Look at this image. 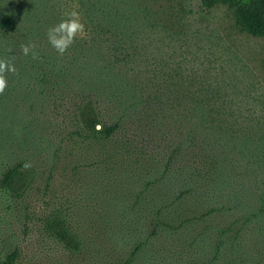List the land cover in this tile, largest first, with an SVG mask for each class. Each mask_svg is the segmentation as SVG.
<instances>
[{
    "label": "rangeland",
    "instance_id": "1",
    "mask_svg": "<svg viewBox=\"0 0 264 264\" xmlns=\"http://www.w3.org/2000/svg\"><path fill=\"white\" fill-rule=\"evenodd\" d=\"M72 11L84 31L61 54L48 32ZM5 15L16 28L0 29V58L16 71L6 73L8 87L0 94V180L21 166L28 183L18 194L0 183V264L16 248L17 264L127 260L151 231L156 190L147 192L148 183L186 132L195 93L220 106L219 117L235 132L264 139V37L242 30L228 4L0 0V19ZM103 69L122 72L120 84L136 86L140 104L108 140L78 133L79 107ZM107 86L115 111L119 86L115 80ZM121 100L129 104L123 94ZM188 158L186 153L183 164ZM55 217L79 238L80 251L46 230ZM232 219L227 211L212 217L216 226ZM199 231L205 245L208 232ZM262 241L250 233L245 246L254 255Z\"/></svg>",
    "mask_w": 264,
    "mask_h": 264
},
{
    "label": "trees",
    "instance_id": "2",
    "mask_svg": "<svg viewBox=\"0 0 264 264\" xmlns=\"http://www.w3.org/2000/svg\"><path fill=\"white\" fill-rule=\"evenodd\" d=\"M201 1L207 8L228 4L235 9L242 30L264 37V0ZM15 28L11 15L0 19L4 32L10 33ZM95 74L98 84L78 110V133L108 140L139 109V95L135 94L136 86L120 84L125 76L122 72L103 69ZM114 80L119 86V106L111 111L107 85ZM122 94L128 105H121ZM199 96L195 93L187 109L186 132L160 162L154 179L149 180L147 192L156 190L151 231L122 264H151L156 259L159 264L264 263V247L252 255L245 246L250 233L262 237L264 244V139L235 132L234 124L219 117L221 107ZM186 153L189 158L183 164ZM27 177L26 168L15 166L3 174L0 183L18 194L26 187ZM221 211L233 216L226 226H216L212 221L213 215ZM201 227L208 232L205 245L201 244L204 240ZM46 230L69 250H81V241L64 219H49ZM19 257L20 250L16 248L1 264H17Z\"/></svg>",
    "mask_w": 264,
    "mask_h": 264
},
{
    "label": "clouds",
    "instance_id": "3",
    "mask_svg": "<svg viewBox=\"0 0 264 264\" xmlns=\"http://www.w3.org/2000/svg\"><path fill=\"white\" fill-rule=\"evenodd\" d=\"M68 19L63 20L56 27L49 29L48 35L51 43L58 52L63 54L78 33L84 31V25L79 20V13L72 11L65 14ZM67 34L66 36L63 34ZM29 46L23 47L24 55H28ZM15 65L8 59L0 58V94L8 87L6 73L15 72ZM100 126H97L99 130Z\"/></svg>",
    "mask_w": 264,
    "mask_h": 264
}]
</instances>
